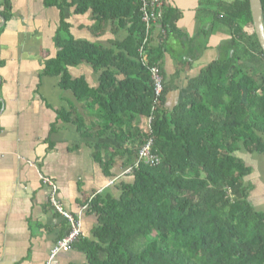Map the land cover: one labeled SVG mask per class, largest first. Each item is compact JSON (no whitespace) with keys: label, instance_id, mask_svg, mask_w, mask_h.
<instances>
[{"label":"trees","instance_id":"trees-1","mask_svg":"<svg viewBox=\"0 0 264 264\" xmlns=\"http://www.w3.org/2000/svg\"><path fill=\"white\" fill-rule=\"evenodd\" d=\"M209 2L198 9V17L211 21L200 30L207 37L204 47L209 34L226 31L230 37L170 109L165 82L154 103L150 67L158 65L163 75L160 61L167 45H153L154 25L144 50L147 60L140 54L146 36L141 0L68 2L77 14L91 10L97 36L109 25L112 32L126 30V36L112 42L113 48L68 34L58 41L61 49L45 72L61 74L62 87L98 107V135L125 143L127 165L135 163L149 136L146 128L133 125L132 116L151 117L152 151L161 157L158 164L135 167L131 181L121 182L118 198L97 194L91 200L101 225L95 240L84 242L89 264H264V211L250 200L252 185L246 179L253 167L238 154L264 155V51L249 0ZM261 6L264 23V0ZM178 13L163 3L161 28L168 31ZM60 30H69L64 16ZM84 56L102 70L97 88L83 77L73 79L66 69ZM64 117L91 134L81 118L70 112ZM111 164L104 163L107 175Z\"/></svg>","mask_w":264,"mask_h":264},{"label":"crops","instance_id":"crops-1","mask_svg":"<svg viewBox=\"0 0 264 264\" xmlns=\"http://www.w3.org/2000/svg\"><path fill=\"white\" fill-rule=\"evenodd\" d=\"M68 2L72 0H0V264H89L84 242L94 241L101 225L91 200L97 194L118 198L121 182L132 179L124 172L129 166L121 146L125 143L98 135V107L62 87L61 74L45 72L47 61L61 49L58 41L68 34L113 48L112 42L126 36V30L112 32L110 25L97 36L92 31L94 15L90 11L77 14ZM163 2L179 12L171 18L168 31L161 28L160 20L153 31V45L167 44L160 65L167 86L165 105L170 109L183 98L188 80L202 68L194 62L200 57L197 52V58L193 55L179 62L180 57L169 48L172 41L188 43L181 38L184 29L195 31L193 11L211 2ZM61 3L66 4L60 7ZM63 16L68 31L60 30ZM216 33L206 49H218L230 37L226 31ZM66 69L73 79L83 77L90 87L99 86L102 70L92 66L87 56ZM67 112L81 118L91 134H83L68 121ZM132 121L145 132L147 118L132 116ZM259 159L264 163V155ZM110 160L107 175L104 163ZM261 164L260 177H264ZM53 194L65 211L81 220L82 233L71 249L61 251L49 263L51 249L69 229L52 202ZM263 198L264 189H260V200ZM260 209L264 211V206Z\"/></svg>","mask_w":264,"mask_h":264},{"label":"built area","instance_id":"built-area-1","mask_svg":"<svg viewBox=\"0 0 264 264\" xmlns=\"http://www.w3.org/2000/svg\"><path fill=\"white\" fill-rule=\"evenodd\" d=\"M163 0H141V17L142 21L146 25V36L143 40V43L140 47V54L142 55L143 61H146L147 56L144 52L146 48V44L150 43V32L152 26L157 23L162 17V6ZM151 77L154 80V89H155V97L154 103H158L159 97L161 96L164 88V78L161 74L160 67L158 65H153L150 67ZM148 123L151 121V117L147 118ZM147 133L149 134L147 140L139 147L138 150V158L135 163L129 165L125 169V173H130L133 171L135 167H137L140 163H144L147 165H155L160 163L161 157L158 153L152 151L154 146V138L151 135V127L148 125ZM52 183V182H51ZM52 202L57 210L63 215V217L68 221L69 229L66 235L60 237L56 242L55 246L51 249L49 255V263L55 259V257L61 251H67L72 248L73 244L78 240L82 233V223L79 218L74 216L73 214L65 211L62 206L57 203L55 200V195H52Z\"/></svg>","mask_w":264,"mask_h":264},{"label":"rangeland","instance_id":"rangeland-1","mask_svg":"<svg viewBox=\"0 0 264 264\" xmlns=\"http://www.w3.org/2000/svg\"><path fill=\"white\" fill-rule=\"evenodd\" d=\"M225 3H226V0H225ZM204 6H206V3H204ZM89 11L91 12V10ZM84 14H88V12ZM194 14H195V19L192 20V23L196 25L195 31L191 30L192 27L188 28L189 30L184 29V34L181 38L183 39V41H187L188 43L181 42L182 40H180L179 43L172 41L174 44L173 45H171V43L168 44V48L171 45L169 48V52H172V50H175L173 51V55H175V57L177 58L180 57L179 62H183L181 58L188 61L190 60L189 58H192L190 56H193V55H194L193 57L197 58L198 57V55L196 54L197 52L200 57L197 62L196 60H194V62L199 63V64L201 63L200 68H205L212 60L219 57L220 55L219 48L216 49L215 47H210L209 49H206L204 47V42L206 41L207 37L200 30H201L202 25L206 28L209 27V25L211 24L210 17H205V18L198 17V10H194L193 15ZM199 14L202 15V13H199ZM201 19H202V22H201ZM209 35H210L209 36L210 38L208 40H210L211 37L213 36V35L211 36V34ZM190 38L194 39L193 45H191L188 41ZM193 49L194 51H192ZM86 128H87V124L85 128H83V130L84 129L86 130ZM238 154L243 156L244 160L253 167L254 173L252 172L253 175L248 177L246 179V182H249L248 184L252 185L250 200H252L253 204L257 205L260 208V205L264 206V198L260 200V189H264V177H260L261 176L260 175V169H261L260 164L261 163H260L259 155L254 154L252 156H248L243 152L238 153ZM261 165H264V163H262Z\"/></svg>","mask_w":264,"mask_h":264},{"label":"water","instance_id":"water-1","mask_svg":"<svg viewBox=\"0 0 264 264\" xmlns=\"http://www.w3.org/2000/svg\"><path fill=\"white\" fill-rule=\"evenodd\" d=\"M253 26L259 43L264 51V23L261 0H249Z\"/></svg>","mask_w":264,"mask_h":264}]
</instances>
